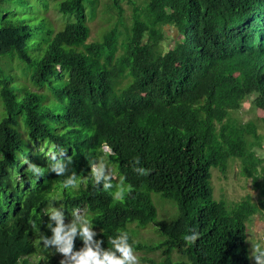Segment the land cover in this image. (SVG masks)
Masks as SVG:
<instances>
[{
	"label": "trees",
	"instance_id": "trees-1",
	"mask_svg": "<svg viewBox=\"0 0 264 264\" xmlns=\"http://www.w3.org/2000/svg\"><path fill=\"white\" fill-rule=\"evenodd\" d=\"M101 4L106 26L89 42ZM166 27L177 30L167 52ZM247 101L264 112V0H0V264H61L41 241L52 236V205L71 216L87 209L102 248L119 231L133 243L128 225L157 219L153 192L173 200L179 215L155 224L160 242L133 244L135 252H161L140 264H255L248 223L264 212V159L256 153L264 135L236 117ZM59 149L71 160L66 176L49 170V153ZM137 158L149 175L133 170ZM99 159L132 186L123 200L113 198L115 187L93 185L89 162ZM231 160L253 177L258 204L214 198L212 168L226 174ZM72 173L79 187L63 188ZM189 229L200 234L192 246L183 240ZM83 248L78 233L73 253Z\"/></svg>",
	"mask_w": 264,
	"mask_h": 264
},
{
	"label": "clouds",
	"instance_id": "clouds-1",
	"mask_svg": "<svg viewBox=\"0 0 264 264\" xmlns=\"http://www.w3.org/2000/svg\"><path fill=\"white\" fill-rule=\"evenodd\" d=\"M103 151L106 155H114L112 149L105 144ZM59 157V158H58ZM51 173L57 176H66L69 172L70 158L66 162V150H52L49 153ZM95 161V162H94ZM89 162L91 169V179L94 186L102 185L104 191L116 188L113 193L115 200H123L126 194H130L133 190L130 184H126V177H121L118 185H113L114 179L111 170L103 159ZM140 160L137 158L134 161L133 170L141 175H149L151 170L143 167H136ZM29 170L38 178L44 176V169L28 162ZM63 188H78L79 181L75 173L67 175L63 181ZM85 209H74L72 216L74 217L72 223L68 226L64 224L63 207L59 206L53 208L47 215L50 218L48 228L52 232L51 237L41 235V241L46 248L52 246L65 257L61 260V264H140L138 256L135 254L133 243L129 242V234L125 231H119L118 235L109 238L108 243L111 248H102L103 240H93L98 233L93 231V223L81 211ZM51 221H55V227L52 226ZM79 233L80 238L84 241V248L78 252L73 253L74 237ZM200 238V234L195 229H189V233L184 235L183 240L187 246H192ZM250 259H254L256 264H264V247L259 244L252 245L250 251Z\"/></svg>",
	"mask_w": 264,
	"mask_h": 264
},
{
	"label": "rangeland",
	"instance_id": "rangeland-1",
	"mask_svg": "<svg viewBox=\"0 0 264 264\" xmlns=\"http://www.w3.org/2000/svg\"><path fill=\"white\" fill-rule=\"evenodd\" d=\"M106 1V0H104ZM143 1V0H138ZM37 4H33V7H37ZM122 8L124 10V18L126 21H129V18L131 17V12L129 9L131 6H129L126 2L122 3ZM3 8H11L12 3L6 2L2 4ZM39 7V6H38ZM103 8V5H100L99 8V14L95 18V20L90 23L91 27V38L89 42H93L95 40H98L101 35L100 29H102L104 26H106V19L102 16L101 10ZM41 10H33L32 12H39L37 14H40ZM15 14V12H14ZM15 16V15H11ZM47 17L49 18V21L51 24L56 28H61L63 24V18L58 16L56 12L53 10H50L48 12ZM166 31L170 34L169 36L172 37V40H167L163 45V50L167 52L174 46L173 38L177 36V30L176 29H170L169 27H166ZM44 91V90H42ZM52 100V99H51ZM2 107L0 104V117H1ZM236 117L240 119L242 122L247 121H254L256 122L260 129V134L264 135V112L261 110H256L255 108L250 107V101H247L243 109L236 113ZM25 137V135H24ZM256 153L260 158L264 159V143L263 147L257 148ZM107 160V159H105ZM107 165H109L108 162H105ZM108 168L111 170L115 185L119 184V180L117 179V173L115 171L114 166H108ZM261 170V167H259V171ZM211 187L213 189L214 198L217 201L224 200L227 202V205L230 207V205H233L235 203H239L244 198L250 196L254 203L258 204L261 196L259 194V190L256 188L253 177H247L242 173V165L239 160H231L229 164V169L226 174H222L220 171H217V169L212 168V179H211ZM153 203L155 204L158 215L157 219L154 223L149 224L146 227H141L137 222L131 223L128 225V231L130 235L133 237L135 242H141V243H158L160 242V234L157 231V225L156 223H161L163 221H170L175 219L179 215V209L177 204L171 200L164 198L161 194L158 193H151ZM57 208L59 210V205H52L50 207V211L53 208ZM83 214L89 219L87 212V209L85 211L81 210ZM263 213V214H262ZM64 217V224L66 226L69 225V220H73L71 215H67L63 213ZM90 220V219H89ZM93 231L99 232L98 229L93 228ZM247 243L249 245V251H251L252 245L259 244L261 247H264V212H261V214H257L251 222L248 223V240ZM135 254L138 256L139 261L143 257H150L156 260L161 259V252H155V253H149L145 254L143 252H135ZM61 263L62 259H65L63 255L59 252L53 253ZM46 257H43L41 259L45 260ZM175 260H177V256L174 257ZM32 262L38 261L37 258H30ZM252 262L256 264L255 260L252 259Z\"/></svg>",
	"mask_w": 264,
	"mask_h": 264
}]
</instances>
